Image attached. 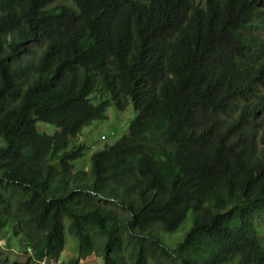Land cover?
<instances>
[{
  "label": "trees",
  "instance_id": "obj_1",
  "mask_svg": "<svg viewBox=\"0 0 264 264\" xmlns=\"http://www.w3.org/2000/svg\"><path fill=\"white\" fill-rule=\"evenodd\" d=\"M111 104L129 133L76 170ZM0 137V237L26 250L264 264V0H0Z\"/></svg>",
  "mask_w": 264,
  "mask_h": 264
},
{
  "label": "rangeland",
  "instance_id": "obj_2",
  "mask_svg": "<svg viewBox=\"0 0 264 264\" xmlns=\"http://www.w3.org/2000/svg\"><path fill=\"white\" fill-rule=\"evenodd\" d=\"M135 109L130 104L126 110L120 111L116 108L114 104H111L107 109V118L102 121H96L92 125L83 129L82 134L79 138V142L85 144L84 154L73 161L74 167L76 170H88L91 171V155L94 152L102 150L106 145L114 144L117 140L121 139L123 136H126L130 130V124L135 116ZM36 128L41 133L55 134L58 131V128L50 123L43 121H36ZM5 144L3 137H0V145ZM66 224L69 222L68 218H65ZM193 225V219L191 212L189 213L187 219L175 232H162V241L169 248H174L178 242L182 241L185 238L187 231ZM262 229L264 230V219L261 222ZM16 225H13L11 228L16 229ZM44 253L32 252L26 250V244L20 242L19 239L11 235L10 232H7L4 236L0 237V257L2 259L6 258L7 261H13L15 259L20 262H24L28 257L40 258V262L43 264H56L59 261V264H67V260L76 255L78 252V241L76 237L71 235L67 231L66 238V248L64 252L59 256L58 259L54 258L52 250L50 248H45ZM80 264H103V258L95 254L85 257H82ZM128 260L130 256L128 255ZM174 264H181L177 260Z\"/></svg>",
  "mask_w": 264,
  "mask_h": 264
}]
</instances>
